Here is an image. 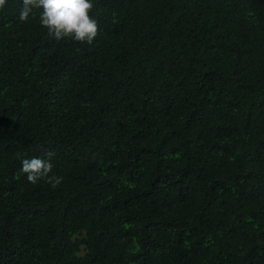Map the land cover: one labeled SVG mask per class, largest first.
Masks as SVG:
<instances>
[{"label":"trees","instance_id":"obj_1","mask_svg":"<svg viewBox=\"0 0 264 264\" xmlns=\"http://www.w3.org/2000/svg\"><path fill=\"white\" fill-rule=\"evenodd\" d=\"M92 2L0 10V264H264V0Z\"/></svg>","mask_w":264,"mask_h":264},{"label":"clouds","instance_id":"obj_2","mask_svg":"<svg viewBox=\"0 0 264 264\" xmlns=\"http://www.w3.org/2000/svg\"><path fill=\"white\" fill-rule=\"evenodd\" d=\"M6 3L7 0H0V10ZM22 3L19 20L28 22L34 10H41V26L47 29L49 38L57 42L70 38L92 44L99 34L98 21L91 15L94 8L92 0H22ZM52 155V152H46V156ZM21 165V171L33 185L40 180H46L55 188L62 182V177L50 176L53 169L50 159L25 158L22 159Z\"/></svg>","mask_w":264,"mask_h":264}]
</instances>
